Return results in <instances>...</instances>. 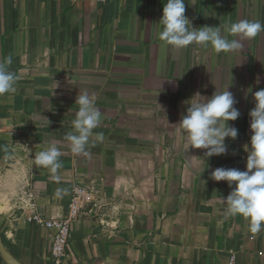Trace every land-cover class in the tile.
Wrapping results in <instances>:
<instances>
[{
    "label": "crops",
    "instance_id": "crops-1",
    "mask_svg": "<svg viewBox=\"0 0 264 264\" xmlns=\"http://www.w3.org/2000/svg\"><path fill=\"white\" fill-rule=\"evenodd\" d=\"M166 0H0V58L12 56L15 91L0 95V233L23 264H57L49 230L35 214H70L74 186L99 191V215L76 218L62 264H264V230L227 217L218 167L245 169L252 93L264 88V32L253 39L227 28L264 23V0H185L194 28L219 26L242 48L217 52L160 39ZM228 85L241 115L227 155L189 148L178 123L196 92ZM251 87V92L248 91ZM95 97L102 119L88 154L71 151L75 98ZM55 143L56 174L35 164ZM235 152V154H233ZM58 176V180L53 177ZM0 264H8L0 252Z\"/></svg>",
    "mask_w": 264,
    "mask_h": 264
},
{
    "label": "clouds",
    "instance_id": "clouds-1",
    "mask_svg": "<svg viewBox=\"0 0 264 264\" xmlns=\"http://www.w3.org/2000/svg\"><path fill=\"white\" fill-rule=\"evenodd\" d=\"M185 12V0H166L164 3L159 22L163 25L160 39L166 44L182 49L198 43L211 46L217 52L242 48L239 39H228L222 35L219 26L194 28ZM227 31L233 36L253 39L264 32V23L242 19L231 23ZM11 64V55L0 58V95L15 91L17 78L10 70ZM229 86L207 97L196 92L184 101L187 107L178 127L186 143V151L190 147L204 149V156L208 158L228 154L226 139L235 140L239 134V130L229 122L241 115L235 107L238 101L228 90ZM248 91L251 92V87ZM252 97L255 106L248 113L251 136L244 145L247 153L245 169L218 167L210 175L215 181H226L231 189L226 197H220V202L226 205L225 215L243 216L248 220L250 230L259 233L264 230V88L252 93ZM75 104L78 107L71 121L74 131L66 134V140L73 153L87 155L90 139L95 136V140L102 141L104 138L103 133H93V129L100 125L102 114L95 106V97H90L87 92L78 93ZM60 157V147L51 143L36 153L34 159L37 166L48 168L56 174L63 166ZM53 178L59 179L55 175Z\"/></svg>",
    "mask_w": 264,
    "mask_h": 264
},
{
    "label": "built area",
    "instance_id": "built-area-1",
    "mask_svg": "<svg viewBox=\"0 0 264 264\" xmlns=\"http://www.w3.org/2000/svg\"><path fill=\"white\" fill-rule=\"evenodd\" d=\"M97 191L99 190L93 186L77 184L73 189L68 216L63 218L44 217L35 213L30 217V220L42 224L49 230L51 254L57 264H62L65 259L73 220L82 216L101 213V200ZM227 264H237L236 252H230Z\"/></svg>",
    "mask_w": 264,
    "mask_h": 264
},
{
    "label": "water",
    "instance_id": "water-1",
    "mask_svg": "<svg viewBox=\"0 0 264 264\" xmlns=\"http://www.w3.org/2000/svg\"><path fill=\"white\" fill-rule=\"evenodd\" d=\"M0 252L8 264H23L17 260L7 249L0 233Z\"/></svg>",
    "mask_w": 264,
    "mask_h": 264
}]
</instances>
